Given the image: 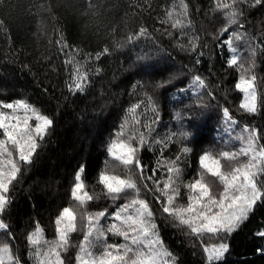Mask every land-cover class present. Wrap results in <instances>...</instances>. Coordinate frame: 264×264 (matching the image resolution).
Returning <instances> with one entry per match:
<instances>
[{
    "label": "trees",
    "instance_id": "1",
    "mask_svg": "<svg viewBox=\"0 0 264 264\" xmlns=\"http://www.w3.org/2000/svg\"><path fill=\"white\" fill-rule=\"evenodd\" d=\"M185 2L188 15L180 18L190 24L173 29L170 22L161 21L174 5L180 11L179 0H0V101L25 100L53 120L47 135L38 141L32 163L20 162L21 171L8 193L11 203L3 219L15 240L0 232V243H11L21 264H35L27 237L37 221L44 237L51 241L56 238L54 220L64 207L77 213L79 228L81 213L105 209L113 213L130 202L131 197L113 201L105 194L98 182L105 168L110 175L130 177L140 187V198L151 206L159 235L176 256V264H209L203 248L216 239L205 236L202 244L163 213L164 198L146 177L152 175L163 188L167 164L179 157L182 176L177 181L180 196L175 206H186L188 190L183 184L199 178L201 155L219 156L238 149L241 142L236 137L242 135L244 126L264 130V105L260 104L264 97V0L261 4H254V0L238 4L243 27L231 25L223 34L227 18L214 10L213 0ZM141 27L148 32L136 39ZM129 36L133 37L131 42ZM193 37H198L195 51L190 44ZM226 37L239 53L238 64L256 77V114L240 107L243 94L235 85L241 70L226 62L231 55L223 46ZM105 46L110 54L95 59ZM73 57L81 61V71L88 73L83 92L73 93L67 87L72 65L66 61ZM197 75L205 88L193 83ZM136 104H140L135 113L139 124L133 123L129 113ZM224 109L236 124L228 120ZM126 119L125 135L134 129L147 137L138 157L151 191L144 188L135 168H125L107 151ZM145 125H150V133ZM185 131L191 133L190 138L181 136ZM184 147L190 151L184 153ZM221 162L227 170L229 165ZM81 166L85 190L94 197L84 208L71 197ZM205 182L214 194L223 190L207 174ZM157 196L161 197L159 202ZM112 221V216H107L101 224ZM262 229L264 203L258 202L249 219L226 238L229 252L224 264H264V254L257 252L258 247H264V239L255 235ZM83 235L82 231L71 234L68 251L61 253L64 264H76ZM122 241L108 234V243ZM93 251L98 254L102 249L97 245Z\"/></svg>",
    "mask_w": 264,
    "mask_h": 264
},
{
    "label": "snow or ice",
    "instance_id": "2",
    "mask_svg": "<svg viewBox=\"0 0 264 264\" xmlns=\"http://www.w3.org/2000/svg\"><path fill=\"white\" fill-rule=\"evenodd\" d=\"M213 2L214 10L220 11L227 18V24L221 30L222 34L227 33L231 25L243 27L239 22L242 12L237 5H247V0H227V2L213 0ZM261 3L262 0H254V4ZM89 7L93 5L89 3ZM179 8L180 11L177 12L174 5L172 10L166 12L167 19L161 23L170 22L173 29L188 27L190 21L186 23L180 18L188 15V5L185 0H179ZM2 24L3 22L0 21V26ZM165 31L167 32V29ZM147 32V28L141 27L135 38L139 39ZM167 34L172 35L171 32ZM232 35L237 39L240 38L235 32ZM127 39L131 42L133 37L129 36ZM197 40L198 37L190 40L193 51L196 50ZM57 43H60L59 40ZM223 46L231 53L226 61L228 65L241 70L235 85V88L243 94L240 107L248 113L256 114L259 110L256 77L251 75L243 64H238L239 53L232 47L231 39L226 37ZM105 54H110L107 46L96 53L94 58L98 60ZM254 54L255 49H252L251 55ZM66 63L72 65L70 82L67 84L69 91L83 92L88 83V73L81 71V61L73 57ZM193 83L200 88L206 87L204 80L198 75L194 77ZM260 104L264 105V97L260 98ZM139 107L140 104H136L129 109L134 124L140 123L135 116ZM152 110L155 111V108ZM224 115L232 124L237 123L232 120L228 109H224ZM32 121H35V124L31 123ZM52 125L53 120L49 116L41 114L34 105L25 100L7 103L0 101V232L6 233L12 241L15 238L12 237L9 225L3 219L6 208L11 203L8 196L10 186L17 180L21 171L20 162L32 163V157L39 146L38 139L43 140ZM145 127L150 133V125ZM127 128L126 119L116 134L117 138L108 145L107 151L125 168H135L141 176L144 188L151 191L144 178L145 166L138 157V152L144 147L147 137L144 132L137 133L134 129L125 135ZM181 136L188 139L191 133L185 131ZM236 139L241 142V146L236 150L224 151L219 156L207 152L200 156L199 165L202 171L198 174L199 178L183 184L188 190L186 206H175L176 198L180 196V184H177V181L181 180L182 176V170L177 164L179 157L167 164L168 178L163 181V188L160 187V181L153 180L152 175L146 177L147 181L153 182L164 198V203L161 205L163 213L176 220L178 226L186 227L192 235L200 239L202 244L205 236L210 235L216 239V243L203 248L209 264H224L225 255L229 252L226 238L249 219L258 202L264 203V179H260L264 177V143H261L264 139V130L244 126L242 135L237 136ZM189 151L188 147L183 148L184 153ZM222 160L229 165L227 170ZM83 173L84 168L81 166L74 178L75 183L71 191L72 199L82 208L94 199L85 190ZM205 174L215 178L222 185L223 190L214 194L210 184L205 182ZM98 182L103 185L105 194L113 201L131 197L130 202L120 205L113 213H108L106 209L94 213H81L79 228L77 213L72 207H64L54 220L56 238L51 241L44 237L43 228L37 221L35 230L27 237L31 246L29 255L35 264H64L61 253L68 251L71 234L77 231H82L84 235L76 255V264H176V256L165 246L159 235L151 206L147 200L140 198L141 189L137 183L130 177L125 179L118 175H110L107 168L100 172ZM155 199L159 202L161 197L157 196ZM107 216H112L114 222L101 224V220ZM108 234L122 237L124 242L108 243ZM255 235L264 239V229ZM97 245L102 249L98 254L93 251ZM257 252L264 254V247H258ZM0 264H21L19 255L14 254L13 246L9 242L0 243Z\"/></svg>",
    "mask_w": 264,
    "mask_h": 264
},
{
    "label": "rangeland",
    "instance_id": "3",
    "mask_svg": "<svg viewBox=\"0 0 264 264\" xmlns=\"http://www.w3.org/2000/svg\"><path fill=\"white\" fill-rule=\"evenodd\" d=\"M16 101V100H15ZM13 102V101H12ZM31 123H33V124H35V121H32ZM38 141H39V139H38ZM37 141V142H38ZM112 219H113V217H112ZM114 222V220L112 221V223ZM122 238V237H121ZM123 239V238H122ZM124 241H122V243H123Z\"/></svg>",
    "mask_w": 264,
    "mask_h": 264
}]
</instances>
